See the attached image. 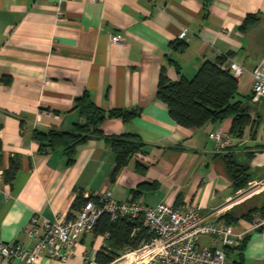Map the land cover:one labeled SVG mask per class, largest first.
I'll return each mask as SVG.
<instances>
[{
	"label": "crops",
	"instance_id": "0c3cea01",
	"mask_svg": "<svg viewBox=\"0 0 264 264\" xmlns=\"http://www.w3.org/2000/svg\"><path fill=\"white\" fill-rule=\"evenodd\" d=\"M60 12L56 0H0L1 241L31 247L34 240L24 229L32 215L74 214L79 194L109 187L118 202L190 204L201 213L221 208L240 190L233 186L225 154L249 163V182L264 178V135L259 131L264 97L252 101L258 121L242 137L230 133V117L200 127L178 125L156 97L161 70L171 80L190 79L202 62L226 52L246 70L238 78L239 93L251 95L250 71L264 62V37H257L264 0H68ZM249 13L260 20L243 32L239 26ZM183 29L188 30L185 40L179 38ZM118 35L124 40L113 42ZM180 42L185 47L175 48ZM85 91L104 110L139 111L128 122L107 118L100 125L107 136L130 134L143 143V151L113 179L115 153L104 139L80 145L67 164L61 151L40 154L32 138L34 130H71L80 119L74 100ZM218 130L229 134L222 150L210 138ZM249 154L254 156L248 162ZM15 155L20 168L9 184L3 171ZM250 200L264 204V189ZM233 225L247 232L231 257L239 264H264V225L248 231L245 218ZM199 245L219 244L202 236ZM104 246L107 237L91 231L81 235L66 260L42 256L29 263L6 257L0 264H99L96 254Z\"/></svg>",
	"mask_w": 264,
	"mask_h": 264
},
{
	"label": "trees",
	"instance_id": "16d2710c",
	"mask_svg": "<svg viewBox=\"0 0 264 264\" xmlns=\"http://www.w3.org/2000/svg\"><path fill=\"white\" fill-rule=\"evenodd\" d=\"M259 20L258 14L249 13L245 16L239 29L243 32L247 31L254 27ZM184 47L185 43L183 42L175 45V48L178 49ZM228 57H231L230 52L220 54L214 60H205L190 79L181 76L177 80H171L166 76L164 70H161L156 87V97L167 105L170 117L178 125L200 127L206 122L221 121L230 117L232 119L230 128L232 135L242 137L247 129L254 130L258 120L253 113L251 95L239 93L238 79L226 67ZM5 82L8 83L9 79H5ZM73 109L77 110L80 119L73 123L71 130L49 128L46 131H33L32 138L37 142L40 154L61 151L66 157L67 164H71L80 145L91 139L102 138L115 153V166L111 174V179H113L122 166L143 151V143L137 136L130 134L107 136L100 129V125L107 118H119L123 122L134 119L139 115L137 109L104 110L95 104L86 91L75 98ZM1 150L0 136V153ZM253 156V154H249L248 162ZM223 158L227 163L234 188L241 189L249 185L251 179L249 163L246 165L238 163L229 154L223 155ZM141 166L145 168V166ZM19 168L20 158L15 155L10 158L8 167L3 171L4 182L10 184ZM87 199L83 194H79L75 199V205L79 208ZM255 213L264 217V204L248 200L244 207L240 204L235 205L221 218L226 223L234 224L241 218L250 221ZM93 231L95 234H107L109 249L107 251L104 247L97 252L96 261L99 264H109L119 257L126 247L135 249L141 241H147L152 236L143 226L141 216L135 218L118 216L111 220L108 213L99 216ZM245 239L246 237L237 247L227 248V253L230 255V252L239 251ZM233 261L235 264H239L235 258Z\"/></svg>",
	"mask_w": 264,
	"mask_h": 264
},
{
	"label": "built area",
	"instance_id": "2783aa9c",
	"mask_svg": "<svg viewBox=\"0 0 264 264\" xmlns=\"http://www.w3.org/2000/svg\"><path fill=\"white\" fill-rule=\"evenodd\" d=\"M68 0H56L57 13ZM187 29L181 30L179 38L185 40ZM123 36L113 37V42H122ZM226 67L235 78H240L245 67L227 58ZM251 100L258 101L264 97V62L251 69ZM217 150L224 149L229 143V134L215 131L210 134ZM264 189V178L253 181L229 199L221 208L201 213L195 205L174 207L166 203L146 206L139 200L118 202L112 197V187L86 195L88 198L69 216L58 215L53 219L32 215L25 232L34 240L31 247L24 248L17 241L0 240V259L14 258L35 262L42 256L50 259L66 260L72 253L75 243L81 235L91 232L103 213L110 214L114 220L118 216L142 217L143 226L152 234L149 240L141 241L137 248L126 247L112 262L119 264H235L227 253V248L237 247L247 231H237L234 225L226 223L221 216L228 207L242 203ZM264 225V217L255 213L250 220L249 230ZM107 237V234H104ZM202 236L210 237V244L217 247L199 245ZM109 249L108 246H104ZM103 247V248H104ZM136 259L133 260L132 257ZM124 259V261L122 260Z\"/></svg>",
	"mask_w": 264,
	"mask_h": 264
},
{
	"label": "rangeland",
	"instance_id": "374dc122",
	"mask_svg": "<svg viewBox=\"0 0 264 264\" xmlns=\"http://www.w3.org/2000/svg\"><path fill=\"white\" fill-rule=\"evenodd\" d=\"M261 36H257V37H262V39H263V37H264V24H261ZM261 105H260V103H259V107H260ZM259 131L261 132V134L263 133V135H264V118H263V120L261 121V123H260V126H259ZM257 194H260V193H257ZM257 194H255V195H257ZM255 195H253V196H255ZM253 196L252 197H250L249 199H247V200H244L242 203H239L240 205H242V204H245L248 200H250L251 198H253ZM123 261H124V259H122Z\"/></svg>",
	"mask_w": 264,
	"mask_h": 264
},
{
	"label": "water",
	"instance_id": "95a60500",
	"mask_svg": "<svg viewBox=\"0 0 264 264\" xmlns=\"http://www.w3.org/2000/svg\"><path fill=\"white\" fill-rule=\"evenodd\" d=\"M250 183H251V182H250ZM250 183H249V184H250Z\"/></svg>",
	"mask_w": 264,
	"mask_h": 264
}]
</instances>
